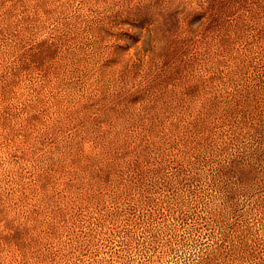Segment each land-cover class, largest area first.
Returning <instances> with one entry per match:
<instances>
[{"label": "rangeland", "instance_id": "rangeland-1", "mask_svg": "<svg viewBox=\"0 0 264 264\" xmlns=\"http://www.w3.org/2000/svg\"><path fill=\"white\" fill-rule=\"evenodd\" d=\"M0 264H264V0H0Z\"/></svg>", "mask_w": 264, "mask_h": 264}]
</instances>
